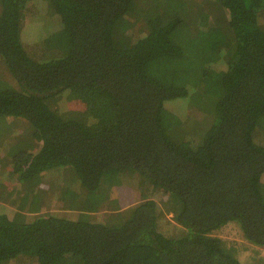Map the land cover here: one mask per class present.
<instances>
[{"label":"trees","instance_id":"trees-1","mask_svg":"<svg viewBox=\"0 0 264 264\" xmlns=\"http://www.w3.org/2000/svg\"><path fill=\"white\" fill-rule=\"evenodd\" d=\"M31 1L0 0V264H241L230 223L264 247V0H44L32 56Z\"/></svg>","mask_w":264,"mask_h":264},{"label":"rangeland","instance_id":"rangeland-1","mask_svg":"<svg viewBox=\"0 0 264 264\" xmlns=\"http://www.w3.org/2000/svg\"><path fill=\"white\" fill-rule=\"evenodd\" d=\"M190 1H193V0H190ZM195 1L198 2V0H195ZM208 1L207 0H200V6L199 7L200 8L204 7V6L208 7L209 6ZM26 12L23 11L22 15ZM27 13H28V17L26 16V18H25V23L27 20L26 27H27V29H29V27H30L32 29L31 32H33L35 34V35H30L31 43L27 44V46H26L29 54L32 56L34 54H39V53H37V49L39 47L37 42H38V39L45 32L44 30H38V29H41V28L44 29V28L50 27L49 25H51V24H49V23L54 22L53 16L55 14L51 12L50 8L44 2V0H32L29 3V12H27ZM202 15H204V16L208 15L207 9L203 10L201 12L200 16H202ZM22 24L24 27L23 19H22ZM7 78L10 79V76H9L7 70L5 69V65L0 60V83H2V81H4ZM67 104L68 105L76 104V105L80 106L79 104L75 103L74 100H69V102H67ZM185 104L187 106L185 109L188 110L189 115L192 116V121L195 122L197 120V123L199 124L200 128H205L207 125L211 124V120L213 118V115H212V113H211V116L208 115L209 107L207 105H203V103H201V102L198 104V103L193 102L191 100L187 101ZM10 120H14L15 122H17L16 124L20 127V129L25 130L26 133L28 132V128L25 127L22 119L11 118ZM10 126L11 125L1 124V122H0V132L6 131V130H11ZM2 146L4 147V145H2ZM2 156H3V154L0 150V159ZM1 173H2V169H0V174ZM7 176H9V173H8V170H5L4 174H3V178L7 177ZM54 180H55V182L58 183V178H56ZM126 181L132 186V189L135 190V192L138 194H144L145 191L150 190V188H151V190L153 189L150 182H148L149 188H147L148 187L147 184H145V186H142L143 182H140L137 184L136 182H131L129 180H126ZM4 184L8 189H12L15 185L13 181H10V179H7V178L4 179ZM125 185H127V184H125ZM61 188L62 187H59L56 190L57 196L55 194H53V200L54 201L56 200L55 201L56 204L58 201L57 198L61 197V195L63 193V189H61ZM123 189L124 188H122V187L118 189L119 197H121L122 203H124V201L128 202V200H129L128 195L131 193V191L128 188H125L126 190L125 189L123 190ZM55 197H56V199H55ZM110 211H113V210H110ZM159 225L162 229L167 230L170 233H173L174 230L177 229V227H178L172 221L171 215H169V214H163L161 216V219L159 221ZM216 234L219 237H221L228 245H233L237 248V258L241 264H250L253 262L264 263V247L255 246V245H252L249 242H247L243 238V236L241 235V231L236 224L230 223V224L226 225L225 227H223V229L221 231L217 232Z\"/></svg>","mask_w":264,"mask_h":264}]
</instances>
